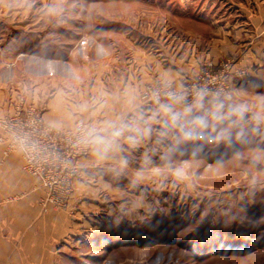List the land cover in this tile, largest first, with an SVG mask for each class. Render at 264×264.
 Returning a JSON list of instances; mask_svg holds the SVG:
<instances>
[{"label": "rangeland", "instance_id": "obj_1", "mask_svg": "<svg viewBox=\"0 0 264 264\" xmlns=\"http://www.w3.org/2000/svg\"><path fill=\"white\" fill-rule=\"evenodd\" d=\"M11 4L26 7L29 19L36 13L43 34L35 40L43 43V52L51 44L67 43L86 50L94 37L132 34L145 54L169 58L172 80L148 84L179 92L174 99L186 107L184 119L175 112L171 117L170 140L161 129L155 132L162 138L146 149L149 158L138 150L137 158L122 162L111 175L87 180L108 190L80 199L88 206L73 211L75 231L60 243V264H211L215 259L264 264V80L254 79L247 69L234 70L248 49L227 55L218 49L223 39L249 41L240 29L253 28L255 22L242 12L227 17L220 2L207 0ZM255 50L257 57L264 56ZM197 119L207 127L197 131V139L184 140L182 130ZM49 207L56 209H44ZM133 229L151 243L115 246L104 241L111 231Z\"/></svg>", "mask_w": 264, "mask_h": 264}, {"label": "crops", "instance_id": "obj_2", "mask_svg": "<svg viewBox=\"0 0 264 264\" xmlns=\"http://www.w3.org/2000/svg\"><path fill=\"white\" fill-rule=\"evenodd\" d=\"M11 2L0 0V116L13 113L16 90H26L46 107L44 118L50 125L70 128L78 120L90 121L94 147L81 162L82 177L76 180L74 201L64 210L44 209L46 191L39 178L23 169L21 153L5 155L0 146V264H60L64 257L60 243L75 231L73 211L88 206L80 199L108 190L100 184L91 186L87 180L111 175L122 162L137 158L138 150L149 158L146 149L162 138L155 132L161 129L170 140L171 117L175 112L184 119L186 107L180 99L142 100L146 84L157 79L170 82L173 72L168 57L160 60L145 54L132 34L94 37L86 50L67 43L51 44L43 52V43L35 40L43 34L36 13L29 19L26 7H13ZM209 2H220L227 17L233 11L242 12L244 19L255 22L253 28L240 29L249 34V41L223 39L218 49L224 55L248 49L234 70L247 69L254 79L264 80V56L253 54L255 49L264 51V0ZM254 63L258 68L251 67ZM216 260L212 263L220 264Z\"/></svg>", "mask_w": 264, "mask_h": 264}, {"label": "built area", "instance_id": "obj_3", "mask_svg": "<svg viewBox=\"0 0 264 264\" xmlns=\"http://www.w3.org/2000/svg\"><path fill=\"white\" fill-rule=\"evenodd\" d=\"M13 113L0 116V146L4 154L19 152L23 169L39 178L46 191L43 205L68 208L76 180L82 177L81 162L94 147V127L81 119L70 128L46 122V107L28 91L16 90ZM180 93L159 83L145 86L141 98L152 102L174 99Z\"/></svg>", "mask_w": 264, "mask_h": 264}, {"label": "trees", "instance_id": "obj_4", "mask_svg": "<svg viewBox=\"0 0 264 264\" xmlns=\"http://www.w3.org/2000/svg\"><path fill=\"white\" fill-rule=\"evenodd\" d=\"M104 241L114 242L115 246H123V245H137L140 247H146L151 243L146 236L139 234V229H133L129 232H120L116 233L111 231L105 236Z\"/></svg>", "mask_w": 264, "mask_h": 264}, {"label": "clouds", "instance_id": "obj_5", "mask_svg": "<svg viewBox=\"0 0 264 264\" xmlns=\"http://www.w3.org/2000/svg\"><path fill=\"white\" fill-rule=\"evenodd\" d=\"M207 125L202 119H197L192 122V126L189 127L187 130L183 131V139L184 140H195L197 139L196 133L197 131H203ZM219 137H217L218 139Z\"/></svg>", "mask_w": 264, "mask_h": 264}]
</instances>
